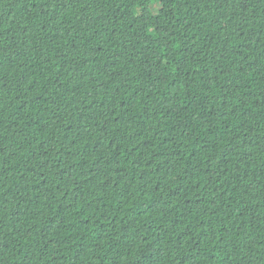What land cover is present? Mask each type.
<instances>
[{"label":"trees","instance_id":"16d2710c","mask_svg":"<svg viewBox=\"0 0 264 264\" xmlns=\"http://www.w3.org/2000/svg\"><path fill=\"white\" fill-rule=\"evenodd\" d=\"M0 264H264V0H0Z\"/></svg>","mask_w":264,"mask_h":264}]
</instances>
